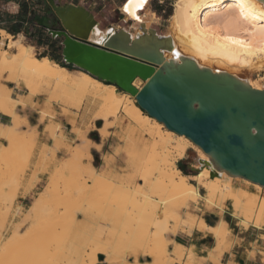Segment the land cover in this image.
Returning a JSON list of instances; mask_svg holds the SVG:
<instances>
[{
	"label": "bare ground",
	"instance_id": "bare-ground-1",
	"mask_svg": "<svg viewBox=\"0 0 264 264\" xmlns=\"http://www.w3.org/2000/svg\"><path fill=\"white\" fill-rule=\"evenodd\" d=\"M151 2L146 0L143 7L133 8L135 16L124 10L129 0H124L120 6L124 21L130 24L132 30L126 31L132 37L142 33V23L150 28L156 21L150 9ZM168 21V31L165 34L158 32L170 37L173 42L172 50L164 53L166 59L179 60L180 56H187L214 71H226L237 76L242 74L252 87L264 88L256 86L249 76L264 71V52L258 50L264 48V4L260 0H174V10ZM110 28L96 25L90 40L104 44ZM112 30L116 28L112 27ZM0 33L10 39L9 48L0 49V78L5 72H11L12 81L31 90L27 92L29 102L30 94L38 95L43 91L48 92L51 98L63 100L76 108L82 107L87 98L99 101L101 106L94 118L104 121V124L94 131L106 138L122 110L129 125L128 129L125 128V138L136 147L143 146L130 171L118 172L115 165L99 169L92 163L91 148L101 149V144L88 137L87 129L76 127L74 119L72 124L78 141L75 145L68 144L67 149L74 157L80 177L84 179L81 181L79 178L72 184L79 196L93 194L96 201L92 203L99 207L90 206L96 209L95 213L103 215L108 229L104 233L97 228L92 236H88L84 222L65 207L63 213L66 220L61 223L57 218L63 213L58 216L55 208L52 207L54 211L50 208L57 189L47 185L37 193L25 211L24 204L17 206V212L22 213L24 221L31 223L30 227L21 231L18 226L6 239L0 233V264H96L99 255L105 256V264H197L199 259L194 248L177 243L176 236L173 237L179 232L192 234L195 229L214 238L215 245L209 250L207 259L220 264L223 252L231 246L229 240H232L233 231L224 217L225 213L235 217L242 229L251 225L264 228L263 186L243 177L230 176L224 171L211 177L212 166L206 164L210 161L209 156L191 139L168 129L163 122L147 114L138 105L135 96L85 71L64 67L49 56H38L35 47L25 42L21 34L14 37L4 29H0ZM226 36L244 40L248 47L233 44L225 39ZM242 75L240 77L243 78ZM139 80L134 85L141 88ZM1 84L0 102L12 119H20L29 126L35 139L37 128L29 123L25 115L16 111L18 105L23 107L28 100L24 97L18 100L12 98V89ZM60 123L52 121L47 125L48 137L54 140L66 138ZM6 127L10 141L9 144L0 143V155L9 159L13 153H25L26 148L20 140L26 136L23 131L26 128H17L10 123ZM144 136L149 140H144ZM49 150L50 147L45 145L46 155L40 156L42 161H45ZM190 150L196 154L197 163L194 166L199 168V173L194 175L184 173L177 166V162L185 158ZM52 157L56 160V153ZM84 158L88 161L85 162ZM60 164L65 167L68 162L60 160ZM193 181L201 185L203 193ZM71 186L68 188L71 189ZM10 200L13 206L14 197ZM200 200L207 212L220 213L215 224L208 223L203 215L197 213ZM105 207H109V212L104 211ZM56 219L59 222L51 221ZM88 219L86 215L83 221ZM49 220L52 224L45 229L39 228L41 223ZM0 227H6V219L0 221ZM31 249L39 251L33 253ZM140 253H143L142 257Z\"/></svg>",
	"mask_w": 264,
	"mask_h": 264
},
{
	"label": "water",
	"instance_id": "water-1",
	"mask_svg": "<svg viewBox=\"0 0 264 264\" xmlns=\"http://www.w3.org/2000/svg\"><path fill=\"white\" fill-rule=\"evenodd\" d=\"M48 3L60 22L48 32L61 40L65 64L130 93L147 114L191 139L209 156L211 177L224 171L264 187V88L187 56L166 59L172 39L143 23L136 37L110 28L104 44L96 43L89 36L98 20L88 8Z\"/></svg>",
	"mask_w": 264,
	"mask_h": 264
},
{
	"label": "rangeland",
	"instance_id": "rangeland-1",
	"mask_svg": "<svg viewBox=\"0 0 264 264\" xmlns=\"http://www.w3.org/2000/svg\"><path fill=\"white\" fill-rule=\"evenodd\" d=\"M39 1H40L39 5H41V7L43 8V10L45 12L50 13L52 11L51 7L47 6L46 0H39ZM159 1L160 0H152V6L156 7L157 5H167V8H166L167 13L164 15V17L160 18L158 21L157 20L154 21L152 27L156 28L158 30V32L165 34L168 31V27L170 25V22L168 21L169 17L167 18V16H168V13L173 11V0H164L163 4H160ZM60 2H63V0H60ZM95 2H96V5L94 6V12H95L94 14L96 15V18L98 20L103 21L102 22L103 26H105V27L110 26L111 27V25H112V27H114V28L118 27V28H124L125 30H131V28L129 26L130 24L126 23L124 21V18H123L124 16L121 14L122 13L121 10H119V6L122 5L124 0H95ZM169 3H171V4H169ZM122 18H123V20H122ZM53 24L58 25V23L55 20H53ZM24 41L27 42V40L25 38H24ZM42 52H44V50L35 48V53L38 56H40L42 54ZM241 75L242 74H240V76ZM10 76H11V72L10 73L8 72L7 79L12 81ZM242 76L244 78V75H242ZM249 76L251 77L252 82L256 86L264 87V71L260 72V73L255 72V73L250 74ZM143 83L144 82L142 80H139L140 86H142ZM18 84L22 85L21 83H18ZM25 89H27V88H25ZM27 90L29 92H31V90H29V89H27ZM43 92H46V91H43ZM48 95L50 97L49 98L50 102L61 103L66 107H70V106L75 107L74 105L68 104L63 100H59L55 97L51 98L49 93H48ZM30 96L32 98L35 95L30 94ZM96 104H97V110H98V108H100V106H101V103L99 101H96ZM0 110H2L5 114L9 115L8 112L6 111V108L4 107V105L1 102H0ZM63 111L68 113L67 108H64ZM53 114L54 113L50 110H44V111H42V116H41L40 120L42 121V119H45V117L47 115H53ZM7 123H10V124L16 126L17 128H21V129L26 128V130H23V131H25L26 136L20 140L21 141L20 144H24V148H26V152L25 153L16 152L15 154L13 153L10 155L9 159H4L3 156L0 155V221H3L6 219V227L4 229H1V227H0V233H2L3 237L1 236V234H0V236L2 238L6 239L7 237H9L12 234L13 230L18 228V226L20 227L21 231H26L30 227L31 223L29 221H24L22 213L17 212V206L19 204H21L18 200V196H19L21 189H23V187H24V194H26L29 190H31L34 187L35 183L38 181V175L42 174V173H47V179L44 182V186L41 187V190H43L45 187H47V185H50L52 189H57V192H58L57 196L54 198V201L51 202L52 206L50 205L51 206L50 208H52V207L55 208V209L52 208V211L55 210L54 212L58 216L60 213H61L60 215H62L65 208H67L68 211L69 210L74 211L76 213L77 217L80 218L82 222H84V227H85V229L87 228L86 230H87L88 236H92L97 228H100L105 233V231L108 229V226L106 225L105 221H103V215L102 214L99 215V213H95L97 211H96V209H94V207H97L98 204L92 203V202L96 201V200H94L95 198L93 197V194L87 193V194H85L84 197H82V195H80L82 197V198H80V196L78 195L79 193H77L76 189L74 188L73 184L75 183V181L79 178H80V180L84 179V178L80 177V174L78 173L77 168L74 165V157H73L72 153H70L68 151V157L66 159H64L65 161L68 162V165L65 167H62V165L60 164V160L58 161V160L53 159L52 154L56 153V151L53 150L52 148H50V150L47 152V157L45 156L46 157L45 161H42V158H40V156L44 155V154L46 155V151H44V148H45V145H44L43 148L38 153L37 163H36L35 169L33 171V174H32V176H30V179L27 180V178L29 177L28 173L30 172V169L32 167V159L35 156V153H31V152L32 151L34 152L38 132H37V134H35V136H34L35 139H34L33 135H31V130H30L28 125H26L20 119H12L11 121H7V122L0 124V138H4L6 140L5 144H9V141H10V139H9L10 137L8 136V133L6 132L7 131V127H6ZM127 126H129L128 121L125 119L124 113L121 110L118 113V119H117L116 125L112 126V128L114 130V133H112V143H113L112 144V154L105 157V161H107V163L105 164L106 168H109L110 166L112 167V165H115L114 167L116 168V170L118 172H121V173H125V172L130 171L132 169V167H131L132 163L135 162V159L139 158L140 153H142V151H143V146L136 147L135 145L131 144L132 142H130L127 138H125V133L127 131V130H125V128ZM95 127H96L95 125H90L89 129L95 128ZM128 128L129 127H127V129ZM98 135H100V134L98 133ZM90 137L96 138L97 136H96V134L91 133ZM62 140L63 139H61V138H57V140H56L57 141V147L60 148L62 146H65L66 148H68L67 147L68 144L67 145L64 144L62 142ZM144 140H149V139H148V137L145 138V136H144ZM77 141H78V139L76 141H74V145ZM32 144H33V146H32ZM118 151H120V152H118ZM108 158L109 159L113 158V161L110 159V161L108 162V160H109ZM183 159L184 160L180 159L179 162H177V166L179 168H180V165L183 168H185L188 175H194V174L199 173L198 172L199 168H196L194 166L197 163V158H196V154L193 153L192 150H190L187 153L186 157ZM84 161L87 162L88 159L84 158ZM110 162H111V164H109ZM93 164L99 169L102 168V165L100 164V162L98 160V157H95V161ZM202 166H203V164L201 165L200 168H202ZM193 182H195L199 186L201 192L203 193L204 190L201 187V185L196 181H193ZM230 182L231 181H225L224 183H230ZM71 185H73V187ZM70 186H71V189H69ZM61 190H62V192H61ZM63 190H64V192H63ZM71 194H72V196L70 197L69 195H71ZM261 194L264 195V192H262ZM36 195H37V193L34 195V197L31 200L27 201V205H23L24 206L23 211L26 210V208L34 200ZM11 197H14L13 206H11V200H10ZM64 199H65V201H63ZM69 199H70V201H69ZM55 201L58 202V204ZM68 201H69V204H68ZM70 202H72V203H70ZM89 202H91V204H89ZM73 203L76 206H74ZM87 203L89 206H87ZM65 204H68V206L67 207L64 206ZM93 204L95 205L94 207H92ZM90 205H92V206H90ZM90 208H92V209H90ZM202 208H203V210H202ZM110 210L112 211V209H110ZM104 211L109 212V207H105ZM66 212H67V210H66ZM64 213H65V211H64ZM64 213H63V216H60L57 218L58 220H60L61 223L62 222L64 223L66 220ZM197 213L198 214L200 213L201 215H203L206 218V220L212 224H215L216 221L220 217V213H218L216 211H214V212L208 211L207 212V210H205V208L203 206L202 200H200V202L198 204ZM86 215L88 216L89 219L87 221H83L84 217ZM106 215L107 214H105L104 217ZM224 217H225V219H227L229 221L231 229L234 227H240L238 220L235 217H233L231 214L225 213ZM57 219L51 220V221L59 222ZM51 221L49 220L47 222L45 221V222L41 223L39 228L45 229L49 224H52ZM85 224L87 227L85 226ZM37 251H39V249ZM37 251H36V249L32 250L33 253H35ZM195 253L197 254L196 250H195ZM140 256L142 257L143 253H140ZM197 258L199 259V257H197ZM104 260H105V256L99 255V261L96 264H105Z\"/></svg>",
	"mask_w": 264,
	"mask_h": 264
},
{
	"label": "crops",
	"instance_id": "crops-1",
	"mask_svg": "<svg viewBox=\"0 0 264 264\" xmlns=\"http://www.w3.org/2000/svg\"><path fill=\"white\" fill-rule=\"evenodd\" d=\"M60 2V0H56ZM160 4L164 3V0L159 1ZM39 0H0V14H1V23L14 27V25L19 24L20 32L14 34L9 32L7 29L0 27V29L6 30L8 33L12 34L14 37H19L20 34L24 36L27 40V43L33 45L36 49H42L44 52L40 55L61 58V40L54 39L48 32L49 28H58L60 22L56 14L54 13L51 5L46 0L47 6L51 7V12H45L41 5H39ZM62 4H72V5H82L88 8L93 14L94 6L96 5L95 0H63L60 2ZM171 4V3H169ZM167 5H157L156 7L150 5L151 12L154 18L158 21L160 18L164 17L167 13ZM120 10V6H119ZM173 10H174V0H173ZM173 13V11H172ZM171 13V14H172ZM122 14V13H121ZM95 15V14H94ZM123 15V14H122ZM124 16V15H123ZM171 16V15H170ZM169 16V18H170ZM108 17V16H107ZM96 18V15H95ZM124 18V17H123ZM122 18V20H123ZM168 18V20H169ZM9 19V20H8ZM97 19V18H96ZM55 20L58 25L53 24ZM98 20V19H97ZM101 20H98V26L101 28H107L110 26H103ZM112 28V25H111ZM120 29V28H116ZM10 39L4 37L0 33V49L5 50L9 48ZM55 61V60H54ZM63 61V59H62ZM76 70V69H75ZM8 72H5L0 78V84L6 85L12 92L11 96L14 99H21L22 97H28L29 91L25 89L22 85L16 83L15 81H10L7 79ZM47 92H42L38 95H35L31 98L30 102L27 101V104L22 107L18 105L16 111L28 119L29 123L37 128L38 136L36 141V146L34 148L35 156L32 159V167L28 173L27 180L32 176L35 169L38 153L43 148L44 145H48L50 148L56 151V160H64L68 157V150L65 146L60 148L57 147V141L47 135V125L50 122L60 123L62 129L66 136L62 140L64 144L74 145V141L77 140V135L74 131L75 126L81 129H87V135L90 136L91 133L96 134V138H93L94 141L98 144H101V149L96 147L91 148L93 153V161L95 157H98L102 169H106L105 157L112 154V133L114 130L112 126L109 128L110 134L106 138H102L98 135L97 131H94L96 128L103 126L104 121L95 119L94 115L97 110V104L91 98H87L82 107H66L61 103L50 102L49 95ZM89 100V101H88ZM91 101V102H90ZM31 103V104H29ZM90 105V106H89ZM91 107V108H89ZM67 108L68 113L64 112L63 109ZM77 109V110H76ZM89 109V110H88ZM50 110L54 114L47 115L43 121L40 120L42 116V111ZM75 119V126L73 123ZM12 118L0 110V123L11 121ZM83 121V122H82ZM93 122V123H92ZM95 125V128L88 130L90 125ZM87 127V128H86ZM89 132V133H88ZM91 138V137H90ZM92 139V138H91ZM70 141V142H68ZM6 140L0 138V143L5 144ZM103 147V148H102ZM99 150V151H98ZM103 150V151H102ZM184 160V159H182ZM179 162V161H178ZM104 167V168H103ZM47 179V173H42L38 175V181L35 183L34 187L24 194V187L21 189L18 200L23 205H27V201L31 200L36 193L41 190V187L44 186V182ZM238 226V225H237ZM232 240L230 239L231 246L229 249L223 252L221 257L220 264H264V228H258L251 225L248 229H242L241 227L232 228ZM234 233V234H233ZM192 235V236H191ZM195 235V236H194ZM176 236V237H175ZM209 236V237H208ZM175 241L186 247H193L197 251L199 260L197 264H214L207 259L208 252L215 245V241L211 235H207L198 229H195L192 234L179 232L174 235ZM255 240V241H254ZM238 241V242H237ZM231 249V250H230ZM253 252L254 255H253ZM227 259V260H226Z\"/></svg>",
	"mask_w": 264,
	"mask_h": 264
},
{
	"label": "snow or ice",
	"instance_id": "snow-or-ice-1",
	"mask_svg": "<svg viewBox=\"0 0 264 264\" xmlns=\"http://www.w3.org/2000/svg\"><path fill=\"white\" fill-rule=\"evenodd\" d=\"M146 3V0H129V3L127 5V7L124 9L127 12H131V14L133 16H135V12L132 11L133 8H141L144 6V4ZM261 4H264V0H261ZM138 18V17H136ZM226 40L230 41L233 44H238L242 47H248L246 41L244 40H240V39H236L233 36H226L225 37ZM261 52H264V48H260L258 49Z\"/></svg>",
	"mask_w": 264,
	"mask_h": 264
},
{
	"label": "trees",
	"instance_id": "trees-1",
	"mask_svg": "<svg viewBox=\"0 0 264 264\" xmlns=\"http://www.w3.org/2000/svg\"><path fill=\"white\" fill-rule=\"evenodd\" d=\"M5 1H8V0H5ZM171 13H172V12L168 13L167 18H168L170 15H172ZM1 18H2V17H1V14H0V27H3V28H5V29H7L9 32H12V33H14V34H17V33L20 32V26H19V24L14 25V27L12 28V27H10L9 25L2 24V23H1ZM8 20H9V19H8ZM51 59L57 61V62H58L59 64H61L62 66L67 67V68H69V69H71V70H74V69H75V68H73L71 65H67V64H65V63L62 61L61 58L51 57ZM105 83H107V82H105ZM108 84H109V83H108ZM180 168L184 171V173L187 174V171H186L185 168H183L181 165H180ZM208 223H210V222H208ZM210 224H212V223H210Z\"/></svg>",
	"mask_w": 264,
	"mask_h": 264
}]
</instances>
